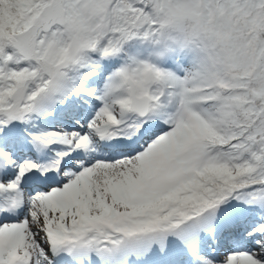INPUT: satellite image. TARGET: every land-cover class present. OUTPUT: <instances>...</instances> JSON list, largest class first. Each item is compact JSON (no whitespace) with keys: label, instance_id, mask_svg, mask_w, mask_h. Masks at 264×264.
Instances as JSON below:
<instances>
[{"label":"snow or ice","instance_id":"6c2138e0","mask_svg":"<svg viewBox=\"0 0 264 264\" xmlns=\"http://www.w3.org/2000/svg\"><path fill=\"white\" fill-rule=\"evenodd\" d=\"M0 264H264V0H0Z\"/></svg>","mask_w":264,"mask_h":264}]
</instances>
